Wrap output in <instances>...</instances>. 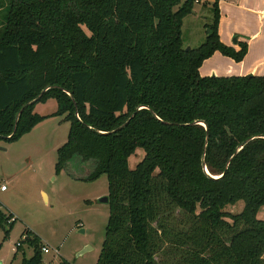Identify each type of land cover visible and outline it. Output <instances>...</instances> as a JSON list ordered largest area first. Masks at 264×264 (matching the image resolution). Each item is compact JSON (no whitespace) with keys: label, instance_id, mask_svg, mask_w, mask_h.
<instances>
[{"label":"trees","instance_id":"trees-1","mask_svg":"<svg viewBox=\"0 0 264 264\" xmlns=\"http://www.w3.org/2000/svg\"><path fill=\"white\" fill-rule=\"evenodd\" d=\"M196 1L0 0V138L31 130L47 116L36 102L56 98L70 122L56 169L78 159L92 164L84 179L108 178L96 264H264V74H201L216 50L241 60L248 43L222 41L215 0L206 40L186 49ZM14 221L0 201V224ZM22 238L34 251L21 264H45L41 236Z\"/></svg>","mask_w":264,"mask_h":264},{"label":"rangeland","instance_id":"rangeland-1","mask_svg":"<svg viewBox=\"0 0 264 264\" xmlns=\"http://www.w3.org/2000/svg\"><path fill=\"white\" fill-rule=\"evenodd\" d=\"M212 15L210 10L196 15L195 20L189 14L184 17L185 47L191 46L188 42L198 46L206 40L208 29L201 31L199 26L212 21ZM3 19L4 9L0 8V26ZM199 32L204 35L201 40ZM57 109L54 97L37 101L34 111L47 116L17 139L0 138V146L4 147L0 148V185L8 188H0L1 208L8 222L16 219L12 224H0V264H21L23 256L33 254V246L22 241L27 229L40 235L44 245L50 247L49 252L43 250L45 264H59L62 258L74 264L98 261L110 214L108 202L100 200L109 192L108 178L102 174L93 180L84 179L92 164L86 166L78 159L68 160L63 169H56L58 148L67 140L70 128L64 114H54ZM144 154L143 148H137L129 157L130 166L135 167ZM241 201L229 205L228 210H240ZM258 215L264 218V205ZM18 241L22 244L17 245ZM170 254L168 258L174 262L176 253Z\"/></svg>","mask_w":264,"mask_h":264},{"label":"crops","instance_id":"crops-1","mask_svg":"<svg viewBox=\"0 0 264 264\" xmlns=\"http://www.w3.org/2000/svg\"><path fill=\"white\" fill-rule=\"evenodd\" d=\"M214 1L197 0L193 12L189 15L195 20L198 14H208L212 10L211 5ZM218 3L220 8L219 34L222 41L236 48L240 47L239 41H246L248 50L241 60H236L216 50L203 60L199 68L201 74H264V0H218ZM207 22L199 26L201 31L207 28L205 26ZM198 36L199 40L204 37L202 32H199ZM188 43L194 47L193 41ZM6 189L8 188H1V190Z\"/></svg>","mask_w":264,"mask_h":264},{"label":"water","instance_id":"water-1","mask_svg":"<svg viewBox=\"0 0 264 264\" xmlns=\"http://www.w3.org/2000/svg\"><path fill=\"white\" fill-rule=\"evenodd\" d=\"M210 31V29L208 28V32ZM191 46H187L186 49H189ZM38 99V97L34 98L31 102H34ZM22 109L19 111L17 117H16V123H15V127L17 126V121H18V118H19V114L21 113ZM0 148H4V147H1ZM206 170L208 171L207 167H206ZM101 201H106L108 202L109 201V196L108 194L107 195H104L100 198Z\"/></svg>","mask_w":264,"mask_h":264},{"label":"built area","instance_id":"built-area-1","mask_svg":"<svg viewBox=\"0 0 264 264\" xmlns=\"http://www.w3.org/2000/svg\"><path fill=\"white\" fill-rule=\"evenodd\" d=\"M0 188L5 189V188H6V185H5V184H1V185H0ZM21 244H22L21 241H18V242H17V245H21ZM43 250H44L45 252H49V251H50V247H49L48 245H44V246H43Z\"/></svg>","mask_w":264,"mask_h":264}]
</instances>
